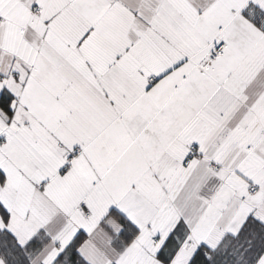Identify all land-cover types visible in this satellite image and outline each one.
<instances>
[{
  "label": "snow or ice",
  "instance_id": "1",
  "mask_svg": "<svg viewBox=\"0 0 264 264\" xmlns=\"http://www.w3.org/2000/svg\"><path fill=\"white\" fill-rule=\"evenodd\" d=\"M0 264H264V0H0Z\"/></svg>",
  "mask_w": 264,
  "mask_h": 264
}]
</instances>
